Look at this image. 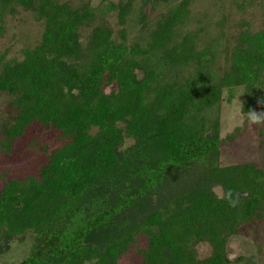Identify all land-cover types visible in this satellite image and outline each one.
Returning <instances> with one entry per match:
<instances>
[{
  "label": "trees",
  "instance_id": "16d2710c",
  "mask_svg": "<svg viewBox=\"0 0 264 264\" xmlns=\"http://www.w3.org/2000/svg\"><path fill=\"white\" fill-rule=\"evenodd\" d=\"M100 1L0 0V32L17 9L41 25L18 57L0 52V152L31 134L58 145L32 174L0 172V255L27 233L12 264H249L224 251L245 234L264 264V170L218 165L236 133L218 137L219 104L239 87L241 113L264 112V0L261 28L231 47L220 29L203 45V29H184L190 0H163L154 16L156 0L136 11L134 0ZM132 12L139 34L128 40Z\"/></svg>",
  "mask_w": 264,
  "mask_h": 264
},
{
  "label": "rangeland",
  "instance_id": "374dc122",
  "mask_svg": "<svg viewBox=\"0 0 264 264\" xmlns=\"http://www.w3.org/2000/svg\"><path fill=\"white\" fill-rule=\"evenodd\" d=\"M69 3L71 6L78 5L80 2L87 3L89 7L98 5L100 0H60ZM116 3L118 0H109ZM180 0H169V4L174 5ZM248 0H190L188 22L185 30L203 29L200 34V44L217 35L218 30L222 31L223 42H230V47L236 42L237 35L245 30L252 34L261 28L262 17L261 10L257 4L259 0H252L250 6L244 10L238 9L240 3ZM166 2L156 0L152 3L151 16L162 10ZM139 0L133 1L134 10H137ZM129 24L126 29L128 40L139 34L137 27L132 26V18H136L134 12L127 15ZM107 22L111 28L116 27L114 14H109ZM151 18V17H150ZM223 19L222 25H218ZM124 24L122 28H125ZM130 28V29H129ZM41 33V25L35 21L33 15L29 11L17 9L12 16H6L4 25L0 32V52H7L6 57H18L19 49L24 46H32L39 40ZM108 89H105L107 92ZM234 98L228 102L219 104V127L218 137L222 140L225 136L234 137L229 141L222 143L219 148L218 165L225 167L229 165H237L249 163L264 170V135L259 132L264 131V126L250 125L248 122V114H242L240 111L243 101L241 88L234 89ZM7 101L0 96V117L6 106ZM258 113H264L256 111ZM36 136V135H35ZM31 138L32 141L30 140ZM12 156H5L0 152V172H9L10 177H18L20 175H28L34 172V169L40 162L41 156L45 150L49 153L58 145L49 137L42 136L34 138L33 134L24 137L16 144ZM44 149V150H42ZM1 187V181H0ZM216 189L215 191H217ZM260 235L264 238V226ZM225 246V256L232 260L243 258L249 264H261V256L259 254V245L252 235L236 234L228 237ZM30 243V235L25 234L19 241L10 244L8 251L0 255V264H12L22 259L27 253ZM198 259L209 256L210 248L207 244L200 243L195 247ZM125 262H127L125 260ZM127 264V263H125Z\"/></svg>",
  "mask_w": 264,
  "mask_h": 264
},
{
  "label": "clouds",
  "instance_id": "9594fccd",
  "mask_svg": "<svg viewBox=\"0 0 264 264\" xmlns=\"http://www.w3.org/2000/svg\"><path fill=\"white\" fill-rule=\"evenodd\" d=\"M259 103V101H258ZM248 122L250 125H256V126H264V113H258L255 110H250L249 115H248ZM231 194V190H230ZM231 206H235L236 203H238L237 200H230L229 201Z\"/></svg>",
  "mask_w": 264,
  "mask_h": 264
},
{
  "label": "water",
  "instance_id": "95a60500",
  "mask_svg": "<svg viewBox=\"0 0 264 264\" xmlns=\"http://www.w3.org/2000/svg\"><path fill=\"white\" fill-rule=\"evenodd\" d=\"M227 243V242H226ZM225 246H226V244H225ZM225 246H224V249H225ZM226 257V256H225ZM227 258V257H226ZM229 260V259H228ZM229 261H232V260H229Z\"/></svg>",
  "mask_w": 264,
  "mask_h": 264
}]
</instances>
